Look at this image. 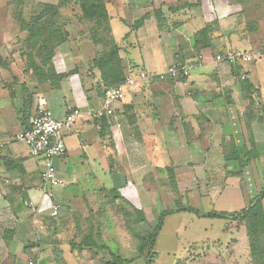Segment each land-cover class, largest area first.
<instances>
[{"label":"crops","instance_id":"crops-1","mask_svg":"<svg viewBox=\"0 0 264 264\" xmlns=\"http://www.w3.org/2000/svg\"><path fill=\"white\" fill-rule=\"evenodd\" d=\"M7 12L0 26L7 63L0 66V264H108L113 256L138 264L143 237L136 234L142 226L151 231L150 214L163 203L166 220L183 218L185 230L189 221L208 236L204 225H220L231 247L221 264H240L241 253L252 264L247 226L236 218L264 188V0H107L106 16L90 19V37L87 22L79 39L67 22L68 40L52 58L55 75L27 68L26 33L16 36L13 25L25 13ZM233 51L253 60L216 62ZM173 64L192 66L189 77L143 82L126 90L114 117H85L63 132L66 153L55 166L65 186L45 193L44 158L15 140L39 105L58 119L74 108L99 110L116 81L111 65L126 76L163 75ZM213 214L226 215L227 226ZM90 238L104 248L80 246ZM157 241L153 264L161 258ZM193 247L174 264H216Z\"/></svg>","mask_w":264,"mask_h":264},{"label":"rangeland","instance_id":"rangeland-1","mask_svg":"<svg viewBox=\"0 0 264 264\" xmlns=\"http://www.w3.org/2000/svg\"><path fill=\"white\" fill-rule=\"evenodd\" d=\"M43 1L44 0H25L24 4L21 5L22 6L21 8L18 6V3L15 2L13 5H10L9 2L8 7L12 10L14 9L15 13H17L20 10H23L25 13V19L30 20L32 23L33 18L38 16L43 10L42 9L43 6H40L41 2ZM50 1L55 2V0H47V2ZM74 1L75 0H64V2L62 3L60 2L61 4L59 5L57 11L54 8L50 7L49 9L53 11V14L46 17V19L49 18L47 19V23H49L48 20L54 21V23L56 22V24L61 30L64 29L63 23H67L69 21L68 23L74 24L73 25L74 35L77 39H79L82 37L81 32L87 34L85 31L88 32L87 30L88 26L86 22L78 21L77 18H79V15L81 14L80 6L74 4ZM8 7H6L5 1L0 0V26L1 25L5 26L8 24L7 23V20H9L7 16ZM16 21L14 20L13 25L17 36L19 35V27H18L19 24ZM41 23L44 24V19H41ZM262 153L264 154V152ZM254 157L256 159L259 156L255 154ZM55 191L56 189H53V192L56 195L57 192ZM205 206L206 205L200 207L201 212L207 211V209H205ZM166 212H168L167 205L163 203L160 204L159 208L154 209L149 217V222L152 225L150 227L151 229L150 232L155 233L161 221H163L161 230L158 232V236H157L158 241L155 246V251L156 249L159 250L160 252L159 255L161 256V258L156 264H174L175 262H177L178 259H181L182 256H184V258L189 256V250H193L194 248L193 246L196 247V251H195L196 255L203 254L204 252H210L207 256V260L214 262L216 264H221V257L228 256L230 254L231 247H229L228 245V243L230 242L229 240L230 236L225 235L220 231L221 228L220 225L218 224L213 226H211L210 224L204 225L206 227H209V234L208 236H205L200 232L201 229L200 227L195 228V226H190L189 221L186 222V226L188 228H186V230L185 228L183 229L181 227L183 218H177L176 216H173L172 218H169V220H166L167 215H169V214L166 215L165 214ZM163 215H164V219L162 220ZM255 215H258V211ZM255 217H257L255 218L256 223L257 222L262 223L259 217L260 218L264 217V212L261 211L259 213V217L258 216ZM227 220L229 219L223 218L222 220L223 222L221 223L222 227L227 224L226 223ZM252 225L254 226V217L252 218ZM262 227H263L262 228L263 231H259V233H254V237H253V239L256 241L255 242L256 247H254L253 245L254 250L256 248H257L256 250H258V252L255 251L256 264H258V260L264 258V225ZM168 251H170V254H168ZM195 257L198 258V256ZM238 260L239 262H241L240 264H247L248 261L247 255L243 253L239 254ZM138 264H148L147 252L144 253V256L141 257V260L138 262ZM229 264H231V262Z\"/></svg>","mask_w":264,"mask_h":264},{"label":"trees","instance_id":"trees-1","mask_svg":"<svg viewBox=\"0 0 264 264\" xmlns=\"http://www.w3.org/2000/svg\"><path fill=\"white\" fill-rule=\"evenodd\" d=\"M25 0H15L16 3H18V6L21 8L24 4ZM237 2H245L246 0H236ZM64 0H58L56 3H41L40 6H43V10L41 13L33 18V22L31 23L30 20L25 19V15L22 14V12H18L16 14V20L19 24V29L21 33H26V49H21V51H24L22 53L23 57L27 58V68L29 70H32L34 73L40 72V75H55L54 74V68L52 64V58L54 56L55 50L64 42L68 40L69 33L66 31L67 23H63L64 29H60L56 22L49 21L47 23L48 16L53 14V11L49 8H54L56 11L59 8V5ZM106 3L107 0H75L74 4H77L80 6L81 14L79 15V18H77L79 21L87 22L89 25V37H90V19L98 18L101 19L106 16ZM48 8V9H47ZM52 11V12H50ZM56 13V12H55ZM54 13V15H55ZM41 19H44V24L41 23ZM117 47L114 46L110 50L112 55L114 52L116 53ZM104 62V60H102ZM0 66L5 67L7 66V63L5 62V59L0 58ZM107 66V65H106ZM112 71L111 74L116 77V81L112 83L110 86L106 87L104 91L108 88L115 87L121 83H123L126 79V76L122 70H120V66H114L111 65L109 67ZM63 78L68 74H62ZM104 93V92H103ZM102 120V119H101ZM240 154V152H238ZM226 161L230 162L233 160H237V158L229 159L226 157ZM258 211V215H255ZM264 212V188L262 193L257 197L256 203L253 207H251L248 211H244L241 213L239 217L236 218V221L240 223V226L243 224L247 226L248 230V238L250 241V249H251V255H252V263L256 264L255 262V251L258 252V250H254L255 246V240L253 239L254 233H259V231L262 230V226L264 225L263 220L264 217L260 218L259 213ZM166 215L169 214V212L165 213ZM164 214V215H165ZM164 215L162 216V220L164 219ZM255 216H258L259 219H261L262 223H256L255 222ZM212 218H227L226 215H210ZM254 217V226L252 225V218ZM237 223V224H238ZM242 223V224H241ZM163 221H161L160 225L158 226L156 232H150L147 231L148 227L142 226L143 232L139 234L137 232L136 237H143L142 238V248H140V252L144 254L147 252L148 254V264H153L155 254H154V245L156 242V238L158 236V232L161 230ZM138 227V226H137ZM132 229H134L132 227ZM229 227H227L225 230L227 231ZM141 235V236H140ZM260 238V237H259ZM254 245V247H253ZM87 248H96L98 250L103 249L104 247L98 246L93 239H86L82 245ZM122 261L120 258L113 256V260L111 263L108 264H121ZM258 264H264V258L258 260Z\"/></svg>","mask_w":264,"mask_h":264},{"label":"built area","instance_id":"built-area-1","mask_svg":"<svg viewBox=\"0 0 264 264\" xmlns=\"http://www.w3.org/2000/svg\"><path fill=\"white\" fill-rule=\"evenodd\" d=\"M253 60V56L241 51H233L227 54L216 56V62L235 66L239 63H248ZM192 66L173 64L168 72L163 75H152L145 71H140L138 75L129 74L125 81L115 87L108 88L104 91L103 106L99 110H92L89 113L81 109H70L65 118L58 119L54 113L40 104L34 117L31 120L29 128L20 131L15 135V140L27 145L30 155L33 157H43L45 169L41 174L43 190L48 192L51 197L53 189H59L65 186V182L59 178L55 166V160L65 155L66 150L62 140L63 132L70 131L73 125L85 117L112 118L115 116V105L123 100L126 90L140 88L143 82L166 81L170 78L178 80L188 78ZM1 147V144H0ZM34 207L33 203H29ZM60 206L52 207V217L58 216ZM27 264H41L37 260H30Z\"/></svg>","mask_w":264,"mask_h":264}]
</instances>
